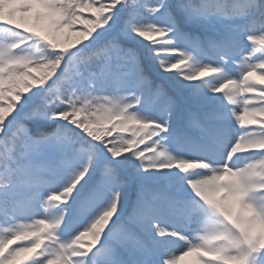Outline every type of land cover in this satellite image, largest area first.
<instances>
[{"label":"snow or ice","instance_id":"6c2138e0","mask_svg":"<svg viewBox=\"0 0 264 264\" xmlns=\"http://www.w3.org/2000/svg\"><path fill=\"white\" fill-rule=\"evenodd\" d=\"M0 264H264V0H0Z\"/></svg>","mask_w":264,"mask_h":264}]
</instances>
